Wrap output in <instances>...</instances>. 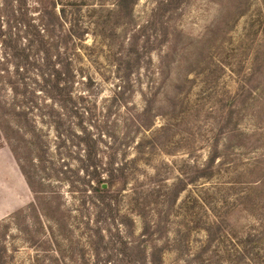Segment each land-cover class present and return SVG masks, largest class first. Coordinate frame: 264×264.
Returning a JSON list of instances; mask_svg holds the SVG:
<instances>
[{"label": "rangeland", "instance_id": "1", "mask_svg": "<svg viewBox=\"0 0 264 264\" xmlns=\"http://www.w3.org/2000/svg\"><path fill=\"white\" fill-rule=\"evenodd\" d=\"M37 32L71 62L56 103L12 47ZM0 37V102L30 126L0 122L43 198L1 136L0 264H249L254 230L264 249V0H0ZM88 145L132 175L112 213L92 204Z\"/></svg>", "mask_w": 264, "mask_h": 264}, {"label": "trees", "instance_id": "2", "mask_svg": "<svg viewBox=\"0 0 264 264\" xmlns=\"http://www.w3.org/2000/svg\"><path fill=\"white\" fill-rule=\"evenodd\" d=\"M19 23L24 27L26 26L23 22H19ZM34 36L35 39L29 42V45L31 47L25 48L22 45H20V47L18 48L17 43L15 46L12 47H14L15 50L17 51V55H18L17 57L20 58L21 60H24L26 64L31 65L33 68H35V70L38 72L36 73V76H39L44 80V82L46 83V87L48 86L47 87L49 92L48 96H50L52 101L54 103L59 102L58 100L62 101L63 100L61 99L62 96L64 95L69 96L71 92L70 90L71 76H72L71 62L65 60L64 61L65 65H63V68L60 69L59 65L53 62L52 57L49 55L50 48L48 47L49 46L48 42L45 41V39L41 36L40 32H37V34L36 35L34 34ZM0 40L2 44L6 43L11 45V43L7 42L5 39H3V37H0ZM34 46L36 48L35 50L37 51V54L40 53L46 54V56L41 58V61L43 62L42 64L36 59H34L33 61L30 60L33 58L29 53ZM14 93L17 96V93L16 92ZM0 110H2L1 112L3 113L2 115L7 114L8 116H13L14 118H16V120H18V122H20V124H16L15 130L17 131V133L24 131L25 127L23 124L26 123L27 121V110H28L26 105L17 102H14L9 105L7 102H0ZM28 123L29 122L27 121L26 126H28L29 128L30 125ZM32 130L35 131L34 129ZM1 136L2 139L11 148L12 153L16 158V161L20 167V170L24 175L26 182L34 195L35 202L31 204V206L39 210L38 205L40 204V200H42L43 198L39 197L40 193L33 189V183L31 182V177L29 173L25 170V167L22 164V160L19 157L18 151L20 150L21 146L19 144L18 147L17 146L13 147V143H12L13 141L11 137L6 133L3 123L0 122V137ZM18 140L23 141L24 139H22L21 137ZM87 148H88V153L86 155L85 165L82 170L88 179L87 187L93 196L92 204H94V206L99 209L101 214L104 213V211H108L109 213H112L115 211L114 207H118V204L122 200V198L128 197L127 195L123 197V192L128 191L129 193H133V194L135 193L136 189L134 188L130 189L128 186L129 182L132 180V175L129 173L126 165L124 164L119 165L113 160L104 163L97 158L98 156L93 146L88 145ZM212 160L213 158L211 159L209 165L203 166L202 170H199L204 172L205 178H209L210 176L213 175ZM151 192H153V190H151ZM177 193H175V196L177 195ZM81 202H82V206L86 205V200H81ZM123 218L124 219L128 218V214L127 216L125 214ZM213 224H216V222L212 221L211 223H209V225H213ZM115 228L117 231L118 227ZM151 228H152L151 225H147L146 228H144L143 230V234L145 236L152 235L153 230ZM260 235L261 234L259 232L255 233V230L254 232L249 231L247 234L243 235V238H246V240L244 239L241 241V239L243 238H240L239 243L236 244L237 246L243 243L244 244L247 243L249 244V246L251 245L250 246L251 250L246 251L249 253L250 256L249 264H264V255L260 254L264 252V249L261 248L262 239H260L261 238ZM114 236L115 238L119 239V241H115V242L117 243L119 242V244L122 245L121 251H124L125 253V250L129 249L130 242L124 240L119 232H117V234ZM144 250L145 249L143 247V251H142L143 257L146 256L144 255L145 254ZM159 260L161 261L160 257ZM118 262L119 264H136V262L134 263L133 259H130L129 261L118 259Z\"/></svg>", "mask_w": 264, "mask_h": 264}]
</instances>
